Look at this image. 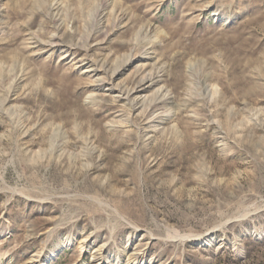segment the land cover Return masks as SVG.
Returning <instances> with one entry per match:
<instances>
[{"label": "rangeland", "instance_id": "rangeland-1", "mask_svg": "<svg viewBox=\"0 0 264 264\" xmlns=\"http://www.w3.org/2000/svg\"><path fill=\"white\" fill-rule=\"evenodd\" d=\"M0 264H264V0H0Z\"/></svg>", "mask_w": 264, "mask_h": 264}, {"label": "bare ground", "instance_id": "bare-ground-1", "mask_svg": "<svg viewBox=\"0 0 264 264\" xmlns=\"http://www.w3.org/2000/svg\"><path fill=\"white\" fill-rule=\"evenodd\" d=\"M116 73H117V71H114L112 74V77H114L116 75ZM152 86H153V78H151L149 76V77L141 79L138 82V84L135 86V88H133L131 91H129L127 93H123L119 88L117 90V93H118V95L120 94V96H124L126 99L130 100L134 104H142V103L148 101V99L150 97L152 98V96L149 97L148 95L145 94L149 91L150 88H152ZM111 90H113V88H111ZM125 98H124V100H125Z\"/></svg>", "mask_w": 264, "mask_h": 264}]
</instances>
